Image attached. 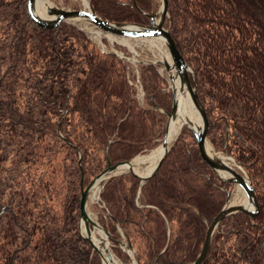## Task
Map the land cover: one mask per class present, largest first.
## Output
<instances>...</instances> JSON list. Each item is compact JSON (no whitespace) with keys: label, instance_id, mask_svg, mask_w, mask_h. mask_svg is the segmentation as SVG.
Masks as SVG:
<instances>
[{"label":"trees","instance_id":"obj_1","mask_svg":"<svg viewBox=\"0 0 264 264\" xmlns=\"http://www.w3.org/2000/svg\"><path fill=\"white\" fill-rule=\"evenodd\" d=\"M14 1L20 5L19 14H10L9 3L13 0H0V11L5 8L6 16L0 24V70L4 57L15 58L16 71L23 80L21 97L28 99L15 101L19 90L14 87L16 80L12 77L8 80L13 84L0 83V104L9 100L10 108L18 104L29 110L26 114L17 111L33 122L30 134L35 132L37 140L30 139L32 163L36 174L39 173L40 186H50L40 173L42 165L48 167L61 153L56 143L43 149L47 140L43 135L56 136L64 156L72 157L63 167V180L68 186L57 191L66 198L56 208L59 214L53 209L47 212L50 219L44 217L43 222L18 216L25 226L23 243H30L29 239L42 233L41 247L33 258L35 264H49V260L69 264V259H75L74 264H103L79 229L82 187L91 180L86 175L96 176L109 163L131 159L156 145L157 138L165 132L166 115L153 108V101L169 109L172 93L163 89L165 79L155 65L141 63L140 81L148 102L143 106L130 82L125 60L113 52L102 51L71 24L55 28L39 26L28 14V0ZM91 2L97 13L109 20L148 23L149 14L161 0ZM168 12L166 24L197 72L200 99L210 121L208 137L220 148L229 130L226 152L241 160L256 184L255 175L259 181L264 177V165L254 168L244 157L248 153L255 161L256 155L264 163V140L260 137L264 136V0H168ZM13 27L24 32L21 38L25 45L20 48L5 34ZM35 108L46 109L37 120L30 115ZM188 129L182 128L158 170L143 183L129 171L104 183L101 197L109 210L106 224L111 240L117 241L113 248L117 255H127L120 245L123 239L133 247L140 264H179L198 253L207 221L221 210L233 183L221 180L201 157L195 137ZM41 149L44 157L39 155ZM79 159L80 166L76 162ZM70 161L73 169L68 166ZM8 193L13 202L12 193ZM66 194L74 199L73 205L66 204ZM258 197L260 201L264 198L261 193ZM12 202L0 201V214L7 212L5 208ZM260 203L263 207L264 202ZM15 205L21 215L28 212L25 204ZM112 216L118 219L125 238L122 239ZM0 219L2 240L21 234L19 228L16 232L13 212L2 214ZM242 229L228 226L215 233L207 258L213 255V264H229L219 257L230 254L236 261L230 264H239L244 258L248 260L244 254L247 247L256 255L264 244V231L242 234ZM256 242L255 247L251 245ZM14 244L19 246L11 242ZM59 256L66 261L57 263ZM13 257L20 264H30L23 256Z\"/></svg>","mask_w":264,"mask_h":264},{"label":"rangeland","instance_id":"obj_2","mask_svg":"<svg viewBox=\"0 0 264 264\" xmlns=\"http://www.w3.org/2000/svg\"><path fill=\"white\" fill-rule=\"evenodd\" d=\"M51 1L53 2V7H52L53 11H51V12H53L55 15H56L57 9H62V8L63 9H80V8L81 9H88L87 5H85L84 0H51ZM87 1L89 2L91 10L95 11L97 13L95 8L93 7L91 0H87ZM9 4H10V7L12 8V11L10 12V14H12L13 12L19 14V9H20L19 3L17 2V5H16L15 1L13 0V2H10ZM161 7H162V0H161V2H159V5L156 8H154V10L152 11L154 13H157V17L160 16L159 14L161 13L160 12ZM6 9H7V7H6ZM3 10H5V8L2 9V11H0V24H2V20L6 17L3 14ZM27 10H28V2H27ZM28 14H29V12H28ZM8 18L11 19L12 17L9 16ZM104 19L107 21H110L108 18H104ZM111 22H114V23L128 22V23H133L135 25H142V26L148 25V23H146V22L143 24L137 23V22H129V21H112L111 20ZM63 23L71 24L72 26L75 27L76 30L81 31L83 34L85 33V35H87V38H89L91 43L96 45L97 47H99L102 51L110 52V53L113 52V53L117 54L120 58L125 60L127 63V71H128L129 77H130V82H131V84H133L134 87L136 84L135 89H136V92L138 93L137 94L138 100L140 99L139 101L142 103L143 106L148 105V102L146 101V98H145V90L143 88V83L140 81L141 80L140 64L141 63H154V62H160L161 63V60H162V58H161L162 54L161 53L162 52L158 49V47L156 45L147 42L146 39H140L142 37L137 39L138 36L124 35V34H119V33L115 34L116 39H113V40H111L108 37V35L107 36L104 35L102 38H96L90 31L84 30L82 27H80L76 23H74L70 20H67V19L60 21L58 23V25H55L52 27L55 28V27L61 26V24H63ZM41 27H43V26H41ZM44 28H50V27H44ZM16 29L17 28L13 27L12 29L8 30V32L13 34V38L10 37L8 32L5 34H8V38H10L12 43L15 44L18 48H20L21 46L25 45V43H23V38H21V35L24 32L20 31L19 28H18V31ZM3 34L4 33H2V35ZM123 36L127 39L129 37H131L133 40H135L134 42H132L133 49L129 46V44H127L121 40L123 38ZM26 37H29V36H26ZM77 43L80 44L79 42H77ZM163 48H164L163 53L166 52V50L169 52L167 44L164 45ZM7 53H9V52H7ZM3 62L4 63H3L2 69L0 70V83L3 82L4 86H7L9 84H13L8 79L15 77L16 83H15L14 87H16L19 90L15 95V99H16L15 101L20 102L19 99H21V100L28 99L26 97H21V93L23 91V89L21 88L23 86V80L21 78H19V71H16L17 65H15V63H16L15 58L8 59L7 57H4ZM7 68H9V71L5 70ZM190 69L192 70V71H190V74L193 75V67L190 66ZM159 70L161 71V74L165 79V83H164L165 86L163 89L166 91H170L172 93L171 101H170L171 102V108H169V109H166L162 105L156 104L153 101V103L155 104V107H153V108H159L160 112H163L166 115L165 116L166 117V119H165V126H166L165 132L162 134V136L157 138V144L156 145L149 148V150H147L145 152H141V153L136 154L134 157H132L131 159H128V160H132L133 158H135L138 155H144V154L150 153L153 149H156L158 146H160L164 140V136H165V133L167 130L168 122H169V119H168L169 113L168 112H172L175 89L172 85L174 81L171 77V74H170L171 72H169L163 64H160ZM70 76H72V75H70ZM138 81H140V83ZM26 83H27V79L25 80V84ZM184 89H185L184 91H188L186 86H184ZM25 92H27L26 89H25ZM209 95L212 97L211 94H209ZM254 99L259 100L258 98H254ZM8 102H9V100H8ZM8 102H6V100H4L2 102V104H0V201L12 202V198L8 197L9 196L8 192L12 193L13 202L10 204V206H8L5 209L10 211L11 213L13 212L14 217H15V220L13 222L16 223V226H15L16 232H17V228H19L18 233H21V234L11 236V237H9V239H5V240H2V236L0 234V264H11V262H12V264H20L19 259L17 258V260H16V257H13V255L23 256L29 260L30 264H32V263L35 264V260H33V258H35L38 255L37 250L41 247L42 239L40 237H41L42 233L39 232L37 234V236H35L32 240L29 239L30 243L27 242L25 245L23 243V234L25 233V226L20 224V220H19L18 216L26 217L27 219H33L34 221H38V222H40V221L43 222L44 219H47V220H48V218L50 219V215H48L47 212H51L54 209V210H57V211H54V213L59 214L60 210L56 209V208H60L59 206H61L62 202L64 204V201L66 200V198L64 196V193L57 192V191L61 188H64V190H65L66 187L68 186V183L65 182V180H63V176H62L63 175V167H65L66 163L69 160H72V157L67 159L66 156H64V152L61 151L62 148H61L56 136L52 138V136H50L49 133L43 135L45 137V139H47L46 142L43 144V149H45V148L47 149L49 147V143L50 144L56 143L59 146V148H60L59 150L61 153L55 162H53L52 164H47L48 167H45V165H42L43 168L41 169L40 173L42 174L43 179L46 182H48L50 186H48V185H41L40 186L39 185L40 182H38L39 173L36 174L37 171H36L35 165H33V163H32L33 153L31 152V148L33 146V142L31 143L30 139L33 140L35 138L37 140V138L35 136V132L32 131V134H30L33 122L31 119L28 120L29 118L27 117V115H24V117H23L18 112V111H20V112H23L24 114H26V113H29V110H25V108L20 107L18 104H16L15 107L13 106L12 108H10L9 105L7 106V104H9ZM27 102H28V100H27ZM154 104H153V106H154ZM28 107L30 109V106H28ZM146 107H148V106H146ZM2 111L4 112V114L2 113ZM44 111H46V109L39 110L38 108H35L31 111L30 115H31V117L33 116L37 120V116L40 117L41 114H44ZM65 111H67V109H65ZM63 113H64V111H63ZM207 116H208V114H207ZM23 120H25V121H23ZM13 122H15V124H13ZM201 122H202V120H201ZM7 124H9V126ZM15 126L18 129L14 130ZM184 126L187 129L189 128L191 133H193V130H192L193 126H191L189 123H185L183 125V127ZM209 127H210V121H209ZM182 128H181L179 134L177 135L176 139L179 137V135L182 131ZM19 133H21L22 136L19 135ZM227 133H229V130H227ZM23 134H25V135L23 136ZM69 136H71V135L69 134ZM260 137L262 138V140H264V136H260ZM228 139H229V134L226 137L225 142L223 143V146L220 148L215 146V144L211 141V139L209 137L207 138V141H209L217 151H221L222 153H224L225 155L230 157L229 161H230V163H232L234 165L235 168L236 167L239 168L241 173L248 175L250 177L249 173L247 172V170L245 169L243 164L240 162L241 160L238 161L237 158L234 156V154L226 152V146H227ZM16 140L18 142H16ZM26 140H28V141L26 142ZM174 142H175V140L171 144H173ZM106 152H107L106 157H107L108 163H109L110 160H109V156H108V147L106 148ZM199 152H200V150H199ZM39 155L41 157H44L46 154L41 149V152L39 153ZM201 157H202V155H201ZM74 158H75V156H74ZM254 158L256 159L255 161L252 158V156L247 153V156L244 157V161L247 162L248 164H250L251 166L254 165V168L261 165V164L264 165V163L261 160H259L258 156L255 155ZM128 160H121V162L122 161H128ZM76 162L79 165L81 163V160L79 159ZM76 162L74 164L75 168H76ZM118 162H120V161H118ZM45 163H49V162L45 161ZM113 164H115V163H113ZM72 165H73V163L70 161L68 163V166L71 167V169H73ZM123 165L124 164H121V166H123ZM143 166H145V164H143ZM43 170H44V172H42ZM103 171L104 170H102L100 173H102ZM128 171L133 172L130 170H124V171L118 172V173L110 172V173H107V175L102 176V180L100 183L101 190L99 192V197L97 200H92L91 192H92L93 185L90 187V190L88 193L89 194L88 200L86 201V204H85L86 212L88 210L89 214L92 217L90 219L93 220V221H90V220L87 221V222H89L90 230H87V226L85 223L84 224L85 231H82L83 226H81V220L83 218V215H81L79 218L80 232H82V234H83V232H85L86 236H87V234L88 235L91 234V230L97 231V228H98L97 226H100L103 229V232H105L104 233L105 236H102V234H101L99 237L103 239L102 244H106V246L112 251V253L115 257V260L113 261L112 264H134V263L140 264L138 262L136 256L134 255V251H133V253L131 252V249H130L131 245L127 242L126 239H123V238H125L124 235H122V239H123L122 242H124L125 244H123L121 242L120 245L123 248V250L127 253L128 257L125 258L127 255L123 256V257L121 255H117L116 252L113 250V248H115L114 246L117 243V241L113 240V239L111 240V233H110V231L107 227V224H106L108 221V216H110V214H109V210H108L107 205L104 203V201L101 197V193H102V190L104 187V183L107 181L108 178H110L114 175L123 173V172H128ZM83 174L85 175L86 172L85 173L83 172ZM86 176L91 178V180H89L87 185L82 187V191L96 178L97 175L96 176L86 175ZM255 176H256L258 182L257 181L255 182L256 184H254L253 189L256 193L258 191L257 195L258 194L260 195V193H261V196H264V178L260 179V181H259V178L257 177V175H255ZM145 180H141L142 183ZM221 180H222V178H221ZM226 183H229V182H226ZM257 183H258V185H257ZM231 184H232V182H231ZM236 184L237 183H234L231 185V188H230L231 197H234L233 192L235 190ZM55 186H56V188H55ZM138 192H139V190H138ZM66 196H67L66 204H69V206L73 205L75 203L74 199L71 198V196L69 197V195H67V194H66ZM261 201L264 202V198ZM261 201H259V202H261ZM226 202H227V199H226ZM22 203L26 205V210L28 212L26 214L21 215V213L18 212V210H19L18 206L15 204H19L20 206H22ZM229 203H230V201H229ZM27 204H28V206H27ZM225 204L226 203H224V205ZM224 205L222 206V208L224 207ZM20 210L22 212H24L22 209H20ZM7 212H3L2 213L3 216H6ZM219 212L220 211H218V213ZM2 214H0V216ZM81 214H82V209H81ZM89 214H88V216H89ZM217 214L215 216H217ZM215 216L213 218H215ZM228 216H229V218H228ZM228 216L224 217L223 219H221L219 221L217 227L215 228V230L212 234L211 243H212V239H213L215 233L217 234L219 232H223L224 230H226L228 228V226H230L231 229L232 228L236 229L237 227L241 226L243 228L241 230V232L243 231L242 234L244 232H246L245 230H247V231L250 230V231L254 232L255 234L258 233L260 230L262 232L264 231V219H263L264 218V206L262 207V205H261V212L259 214V217L258 218L254 217L256 223L253 222V216H251V214H249L245 211L239 212V210H237ZM213 218H212V220H213ZM225 218H228V219H225ZM113 220L115 222V225L118 226L119 232L123 233L121 230L122 228L118 222V219L116 217H114ZM212 220L207 221V228H208V226ZM251 224L254 227L248 226ZM232 226H234V227H232ZM119 228H121V229H119ZM207 228H206V231H207ZM87 231H88V233H87ZM206 231H205V236L203 238L201 246H199V249L197 250L198 253H196V256H195V253H193V256L191 258H189L188 260H186L184 262H180L179 264H195L196 263V259H197L198 255H199V253H200V251L204 245V242H205ZM138 237H140V236H138ZM86 238L90 239L89 237H86ZM11 242H13V243L17 242V244L19 246H16V244H14V246H12ZM20 243H22L23 246H25V247L21 248L22 244H20ZM256 244H257V242L251 243V245H254V247L256 246ZM263 246H264V244H263ZM263 246L261 247L259 252L256 253V255L253 254L254 253L253 251H249L248 247L245 248L244 254H245V257L248 258V260L247 259L245 260V258H244V259H242V261L239 264H264V249L262 250ZM6 247L12 249L14 251V253L11 250L6 249ZM94 247H95V249H94L95 252L99 253L100 258L103 261V264H110V262L107 263L105 261V255H103V253L97 249L98 247L96 245ZM210 248H211V244H210V246L207 250V253L205 254V256L202 259V262L200 264H213V255L209 256V259L207 258V256L209 255ZM249 256L251 257L250 259H249ZM133 257H135V258H133ZM219 258L222 259L221 261H223V258L226 259V263H229V264L231 261L236 262L235 259L230 254L229 255L225 254L224 257H219ZM62 260H65V259H63L61 256H59V260H57V263L62 261ZM69 260H70L69 264H74L73 262H75V259H69ZM48 263L49 264H56V263L52 262L51 260H49ZM220 264H223V263H220Z\"/></svg>","mask_w":264,"mask_h":264},{"label":"bare ground","instance_id":"obj_3","mask_svg":"<svg viewBox=\"0 0 264 264\" xmlns=\"http://www.w3.org/2000/svg\"><path fill=\"white\" fill-rule=\"evenodd\" d=\"M84 2H85V5H87V8L89 10H91L89 2L87 0H84ZM52 7H53V2L51 0H34L33 12L37 16H39L43 19H51V18L56 16L53 12H51ZM149 15H150V20L148 22V25H146V26L151 25L154 27V24H151V15H154V17L156 19V26H157L160 23L161 13L159 14L160 15L159 17H157V13H154V12H151ZM99 16H101V15H99ZM168 16H169V12H168L167 17L163 21V27L170 32L172 38L175 41L174 43H175V46H177L179 53L182 55L185 62L189 66H191L189 64V62L186 60L183 52L179 48L177 41L174 38L169 26L166 24ZM66 19L76 23L77 25L82 27L84 30L90 31L96 38H102L104 35H106V36L108 35V37L111 40L116 39V35H115L116 33L114 31L106 29V28L98 25L92 18H90L88 16L71 14ZM107 24H108V26H110L112 28H118L121 30H134V29L138 30L139 28L142 29V28L146 27L145 25L144 26L135 25L133 23H128V22L114 23V22H111V20L107 21ZM140 37H142V38H140ZM139 38L140 39H146L147 42L152 43L158 47V49L162 52L161 53L162 54L161 55V58H162L161 63L160 62H154L152 64L155 65V67H156L157 71L160 73V75H162V74H161V71L159 70V67H160V64H163L165 66V68L169 72H171L170 74H171V77L174 81L172 85L175 89L176 99H177L178 105H177L175 112L170 117L169 122H168V126H167V136L166 137H167V145L169 147V146H172L171 143L174 140H176L177 135L179 134L181 128L183 127V125L185 123H189L197 131L202 125L201 117H200L197 109L194 107V104L191 100L189 92L184 91L185 89L182 86V84L180 83V80H179L180 74L177 72L178 67H177V65L175 63L176 61H174L173 55L170 51L169 41L167 39V36L164 33H160L158 35L149 36V37L148 36H138L137 39H139ZM121 40L124 41L125 43L129 44V46L133 49L132 42H134L135 40H133L131 37H129L127 39L123 36V38ZM166 44H167V47L169 49V52L166 50V52L163 53V49H164L163 46ZM189 75H190V81L192 82L193 87L196 88V93L199 97V100L201 101L199 91H198V76H197L196 70L193 69V75H191V74H189ZM135 87H136V85H135ZM201 103H202V101H201ZM204 109H205V107H204ZM205 111H206V109H205ZM206 113H207V111H206ZM228 134H227V136H228ZM193 135H194L195 140H196L197 148L199 149L197 137H196V134L194 133V131H193ZM207 138H208V132L206 135V139ZM170 148H169V150H170ZM165 150H166V146L164 144H161L160 146H158L156 149H153L148 154L136 156L131 161V165L135 169V172L137 174H141V175H145V174L150 173L154 169V167L157 165L160 157L163 155ZM206 150H207V153L211 157L216 158V159H218L222 162H225V163L234 167V165L232 163H230V161H229L230 157H228L227 155H225L221 151H217L209 141L206 142ZM143 164H145V166H143ZM129 167H130V165L125 163L123 166H121L119 168L118 171L122 172L124 170H129ZM236 169L238 171H240L239 168H236ZM219 173L223 177L231 176V174H228L227 172H223V170H221V169H219ZM101 180H102L101 178H98L92 187V192H91L92 200H97L99 197V192L101 190V187H100ZM223 181L226 182L225 180H223ZM250 181H251L252 185H254V181H253L252 177H250ZM255 194L256 195L254 198H249V196L246 193L245 188L240 184H236L235 190L233 192L234 197H231V193H229V195L227 196V198H229L230 204H242L245 206L248 205L249 207L251 205V207L253 208L252 210L255 211V213L251 215V216H253V222L254 223H256L254 217L258 218L259 214L261 212V203L259 202L260 200H259V197H258L256 192H255ZM87 200H88V197H87ZM257 204H258V206H257L258 208L255 207ZM221 210H222V208H221ZM87 212H88V210H87ZM239 212H244V211L239 210ZM87 214H89V212ZM90 218H92V217L89 214L88 219H90ZM112 218H114V216H112ZM85 223H86V218H84V216H83V218L81 220V226H83L82 231H85V228H84ZM97 227H98L97 231L91 230V234H89V235L87 234V236H86L85 232H83L82 235L85 238L89 237L90 239H88V238L87 239L93 244V248L95 249L94 246L96 245L98 247L97 249L100 250V252H102L103 255H105V261L107 263L110 262V264H112L113 261L115 260V257L113 255L112 251L106 246V244H102L103 239L99 237L101 234H102V236H105L104 235L105 232H103V229L100 226H97ZM117 228H118V226H117ZM119 229H121V228H119ZM245 231H246V232H244L245 234H248V233L252 234V231H250V230H248V231L245 230ZM122 232H123V230H122ZM87 233H88V231H87ZM121 234L124 235V232ZM122 243L125 244L124 242H122ZM130 249H131V252L133 253V251H134L133 247H131ZM263 249H264V247L262 248V250ZM133 258H135V257H133ZM153 262H154V260H153Z\"/></svg>","mask_w":264,"mask_h":264},{"label":"water","instance_id":"obj_4","mask_svg":"<svg viewBox=\"0 0 264 264\" xmlns=\"http://www.w3.org/2000/svg\"><path fill=\"white\" fill-rule=\"evenodd\" d=\"M33 3L34 0H28V12L30 17L32 18V20L34 22H36L38 25L43 26V27H52L55 25H58V23L64 19H66L69 15L71 14H76V15H85L88 16L90 18H92L98 25L112 30L115 33H119V34H124V35H131V36H155L158 35L160 33H164L167 36V39L169 41V47H170V51L173 55L174 61H176V65L178 67V73L180 74V83L182 84V86H186L191 100L194 104V107L197 109V111L199 112V115L201 117L202 120V125L201 127L196 131L193 127L192 130L194 131V133L196 134L197 137V141H198V146H199V150L200 153L202 155V157L207 161V163L211 166V168L216 171L217 174H219V176L225 180L226 182H234L237 184L242 185L245 190L247 195L249 196V198H254L255 197V191L253 189V185L250 181V177L248 175H245L243 173H241L240 171H238L235 167L222 162L216 158L211 157L206 150V135L209 129V119L207 116V113L204 109L203 104L201 103V101L199 100V97L196 93V88L193 87L192 82L190 81V66L185 62V60L183 59L182 55L179 53L177 46H175V41L172 38L170 32L165 29L163 27V21L164 19L167 17L168 15V0H162V7H161V19H160V23L156 26V19L154 17V15H151V24H154L153 26H146L142 29H134V30H121L118 28H112L110 26H108L107 24V20L103 19L101 16H99L95 11L92 10H88V9H57L56 11V16L51 18V19H43L39 16H37L34 12H33ZM51 11H53V9L51 8ZM177 99H176V93L174 91V100H173V106H172V112L169 113V118L173 115V113L175 112L176 108H177ZM167 130L164 136V140L162 142V144H164L166 146V150L163 153V155L160 157L157 165L154 167V169L145 175H141V174H137L135 172V169L133 168V166L131 165V161L132 160H128V161H120L117 162L115 164H111L109 163V165L107 166L106 169H104V171L102 173H99L96 178L82 191V198H81V209H82V215L84 216V218H86V226H87V230H90V226H89V222H87L88 220L93 221L91 219H88L89 216L86 212L85 209V204H86V200L88 197V193L90 190V187L92 185L95 184V182L97 181L98 178L102 179V176L107 175V173L110 172H114V173H118V169L121 167V164H129L130 171H133L135 174H137L139 177H141L142 180L147 179L148 177H150L152 174H154L157 169L159 168V166L161 165L165 155L168 153L170 146L168 147L167 145ZM219 169L223 170V172H227L228 174H231V176H227V177H223L222 175H220L219 173ZM258 204L255 206L257 207ZM251 207V205H250ZM248 205H242V204H230L229 203V198H227V202L224 205V207L222 208V210L217 214V216H215V218H213V220L211 221V223L209 224L207 231H206V237H205V242L204 245L196 259V263L195 264H200L202 262V259L204 258L205 254L207 253V250L211 244V238H212V234L215 230V228L217 227L219 221L221 219H223L224 217L230 215L231 213H234L237 210H243L249 214H254L255 211L252 210L253 208H250ZM258 208V207H257Z\"/></svg>","mask_w":264,"mask_h":264}]
</instances>
